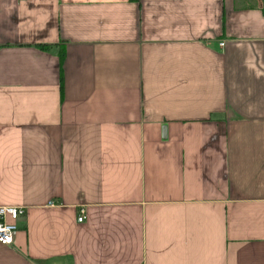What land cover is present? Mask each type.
Wrapping results in <instances>:
<instances>
[{
  "label": "crops",
  "instance_id": "0c3cea01",
  "mask_svg": "<svg viewBox=\"0 0 264 264\" xmlns=\"http://www.w3.org/2000/svg\"><path fill=\"white\" fill-rule=\"evenodd\" d=\"M0 205V264H264V0H0Z\"/></svg>",
  "mask_w": 264,
  "mask_h": 264
},
{
  "label": "built area",
  "instance_id": "2783aa9c",
  "mask_svg": "<svg viewBox=\"0 0 264 264\" xmlns=\"http://www.w3.org/2000/svg\"><path fill=\"white\" fill-rule=\"evenodd\" d=\"M224 44V42H222ZM26 215V208L23 206L0 205V243L11 245L20 230L19 220ZM85 210H81L78 220L83 221Z\"/></svg>",
  "mask_w": 264,
  "mask_h": 264
}]
</instances>
